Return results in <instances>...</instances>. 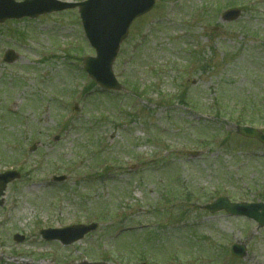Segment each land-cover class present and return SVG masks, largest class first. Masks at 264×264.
Listing matches in <instances>:
<instances>
[{"label": "rangeland", "instance_id": "rangeland-1", "mask_svg": "<svg viewBox=\"0 0 264 264\" xmlns=\"http://www.w3.org/2000/svg\"><path fill=\"white\" fill-rule=\"evenodd\" d=\"M230 6L242 17L222 22ZM87 56L78 10L0 25V172L26 161L0 207V264H264V228L203 210L219 195L264 202V146L235 128L264 125V0H157L115 62L125 92L83 94ZM110 211L122 226L95 220ZM92 222L71 247L38 235ZM237 241L244 259L228 255Z\"/></svg>", "mask_w": 264, "mask_h": 264}, {"label": "water", "instance_id": "water-1", "mask_svg": "<svg viewBox=\"0 0 264 264\" xmlns=\"http://www.w3.org/2000/svg\"><path fill=\"white\" fill-rule=\"evenodd\" d=\"M102 1L103 0H92L95 6L94 8H96ZM6 2L7 4L11 3L10 0H7ZM30 3L31 2H27V4ZM138 3H142V0H106V4L101 6L98 12L92 16L86 12L87 3L74 5L81 8V14L84 18L87 28H89V25H91L92 27L90 28L94 34L96 33L97 35V43L99 49L101 50L100 58L96 60H86L85 66L87 70L92 72L95 80L98 83L101 81L102 83L100 84L104 87L120 89V86L116 83L113 77L111 66L114 59L116 58L120 42L126 37L127 26L125 27V21L130 15L133 14L131 11L132 6L137 5ZM151 5L152 3L149 6ZM145 6L141 10H137V16L147 12L150 9L149 6L147 8H145ZM69 7L70 6H62V8ZM52 10L56 9H51L48 11ZM39 13L25 12L23 15L36 17ZM3 20L4 18H0V21ZM101 59H103V61H101ZM95 62H98L99 65L96 67L94 72L92 69H90V67ZM237 130L240 135L257 139L264 144V135L258 131L249 128H238ZM2 189L3 187L1 188V191ZM207 209L211 212L225 210L234 216H246L255 220L260 227H264V204L234 205L231 204L228 199H221L219 202L207 207ZM235 254L241 258L245 257L246 251L244 246H236Z\"/></svg>", "mask_w": 264, "mask_h": 264}]
</instances>
